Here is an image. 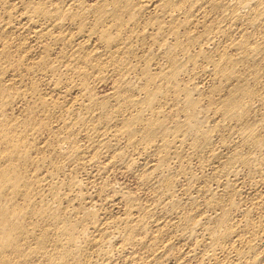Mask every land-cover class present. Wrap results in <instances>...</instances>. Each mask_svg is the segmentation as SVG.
I'll return each mask as SVG.
<instances>
[{
    "label": "bare ground",
    "instance_id": "1",
    "mask_svg": "<svg viewBox=\"0 0 264 264\" xmlns=\"http://www.w3.org/2000/svg\"><path fill=\"white\" fill-rule=\"evenodd\" d=\"M0 264H264V0H0Z\"/></svg>",
    "mask_w": 264,
    "mask_h": 264
}]
</instances>
